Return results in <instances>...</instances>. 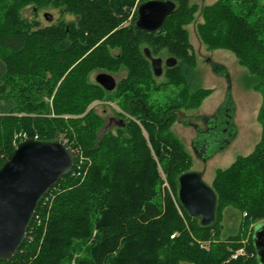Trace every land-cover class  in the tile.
<instances>
[{
	"label": "trees",
	"instance_id": "trees-1",
	"mask_svg": "<svg viewBox=\"0 0 264 264\" xmlns=\"http://www.w3.org/2000/svg\"><path fill=\"white\" fill-rule=\"evenodd\" d=\"M147 1L0 0V168L23 139L61 138L75 155L16 256L0 264H259L253 230L264 221V124L254 151L218 171L214 222L192 218L178 198L191 159L171 127L211 92L196 80L186 28L197 8L158 0L176 9L148 33L137 27ZM46 8L75 20L43 25ZM201 15L209 49L231 52L264 95V0H218ZM146 48L177 61L164 66L162 81ZM102 73L115 78L113 91L96 82ZM97 101L121 112L106 125L90 109ZM262 109L264 117V102Z\"/></svg>",
	"mask_w": 264,
	"mask_h": 264
},
{
	"label": "rangeland",
	"instance_id": "rangeland-1",
	"mask_svg": "<svg viewBox=\"0 0 264 264\" xmlns=\"http://www.w3.org/2000/svg\"><path fill=\"white\" fill-rule=\"evenodd\" d=\"M217 1L192 0L191 6H195L197 11L193 21L186 27L197 57L196 80L201 87L211 92L197 108L180 114L171 127L190 155L189 172L200 175L210 188L218 171L229 169L238 157L248 156L254 151L264 124V95L250 86L247 70L231 52L222 48L209 49L198 30L203 21V8ZM46 13L52 15L51 22L45 19ZM22 14L31 20L34 17L33 7H25ZM38 19L43 25L55 23L59 19L75 20L73 16L51 8L39 11ZM90 109L100 114L106 120V125L115 112H121L116 102L97 101ZM202 151L204 154H201ZM230 224L231 221L226 218L225 227ZM261 226V223H257L253 232Z\"/></svg>",
	"mask_w": 264,
	"mask_h": 264
},
{
	"label": "water",
	"instance_id": "water-1",
	"mask_svg": "<svg viewBox=\"0 0 264 264\" xmlns=\"http://www.w3.org/2000/svg\"><path fill=\"white\" fill-rule=\"evenodd\" d=\"M175 9L172 1H147L138 8L137 27L148 33L156 32ZM44 17L49 22L53 20L48 13ZM144 53L157 78L162 77L164 66L172 68L177 64L174 58L164 61L153 57L148 48ZM96 82L107 91L116 88V80L109 74L97 75ZM74 166V151L61 138L23 139L9 154L0 168V262L16 256L40 203ZM178 198L192 218L201 219L204 225L214 222L216 196L200 175L187 172L179 178ZM260 223L262 226L254 231L253 243L259 264H264V221Z\"/></svg>",
	"mask_w": 264,
	"mask_h": 264
},
{
	"label": "built area",
	"instance_id": "built-area-1",
	"mask_svg": "<svg viewBox=\"0 0 264 264\" xmlns=\"http://www.w3.org/2000/svg\"><path fill=\"white\" fill-rule=\"evenodd\" d=\"M240 252L242 253L243 251H240ZM236 257H237V255L234 256V258H236Z\"/></svg>",
	"mask_w": 264,
	"mask_h": 264
},
{
	"label": "flooded vegetation",
	"instance_id": "flooded-vegetation-1",
	"mask_svg": "<svg viewBox=\"0 0 264 264\" xmlns=\"http://www.w3.org/2000/svg\"><path fill=\"white\" fill-rule=\"evenodd\" d=\"M110 122V121H109Z\"/></svg>",
	"mask_w": 264,
	"mask_h": 264
}]
</instances>
